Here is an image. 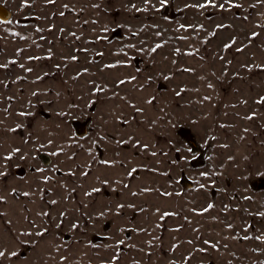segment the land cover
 <instances>
[{"label":"rangeland","instance_id":"rangeland-1","mask_svg":"<svg viewBox=\"0 0 264 264\" xmlns=\"http://www.w3.org/2000/svg\"><path fill=\"white\" fill-rule=\"evenodd\" d=\"M0 4V264H264V0Z\"/></svg>","mask_w":264,"mask_h":264},{"label":"water","instance_id":"water-1","mask_svg":"<svg viewBox=\"0 0 264 264\" xmlns=\"http://www.w3.org/2000/svg\"><path fill=\"white\" fill-rule=\"evenodd\" d=\"M10 17V11L0 4V18L5 20Z\"/></svg>","mask_w":264,"mask_h":264},{"label":"snow or ice","instance_id":"snow-or-ice-1","mask_svg":"<svg viewBox=\"0 0 264 264\" xmlns=\"http://www.w3.org/2000/svg\"><path fill=\"white\" fill-rule=\"evenodd\" d=\"M253 35H255V33H253Z\"/></svg>","mask_w":264,"mask_h":264}]
</instances>
